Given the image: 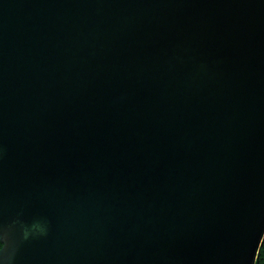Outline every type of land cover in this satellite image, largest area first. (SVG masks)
<instances>
[{"label": "water", "instance_id": "1", "mask_svg": "<svg viewBox=\"0 0 264 264\" xmlns=\"http://www.w3.org/2000/svg\"><path fill=\"white\" fill-rule=\"evenodd\" d=\"M264 0H0V264H256Z\"/></svg>", "mask_w": 264, "mask_h": 264}, {"label": "flooded vegetation", "instance_id": "2", "mask_svg": "<svg viewBox=\"0 0 264 264\" xmlns=\"http://www.w3.org/2000/svg\"><path fill=\"white\" fill-rule=\"evenodd\" d=\"M256 264H264V244L259 249L258 257H257V260H256Z\"/></svg>", "mask_w": 264, "mask_h": 264}]
</instances>
